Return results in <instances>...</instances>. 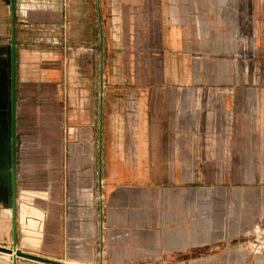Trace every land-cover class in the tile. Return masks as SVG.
Returning <instances> with one entry per match:
<instances>
[{"label":"rangeland","instance_id":"obj_1","mask_svg":"<svg viewBox=\"0 0 264 264\" xmlns=\"http://www.w3.org/2000/svg\"><path fill=\"white\" fill-rule=\"evenodd\" d=\"M65 1L19 0L16 24L19 51L17 246L64 263L106 264L99 263L102 255L99 241L91 244L89 236L77 243L65 239L63 210L70 188L66 161L78 157L75 151L67 148L69 140L79 142L86 138L81 136L79 129L92 115L93 142L97 149L102 111V132L112 127L122 129L116 135L109 132V138L114 143L128 140L131 144L125 149L136 150L134 141L138 137L131 133L140 127L137 120L139 98L145 96L147 110L151 108L162 113L161 106L164 112L172 113L173 120H147L142 127L177 128L183 157L187 156L188 150L202 157L208 156V150L218 149L222 144V61H229L231 57L222 55L219 47L165 45L155 37L156 26L149 22L153 15L147 0H99L98 19L96 0H67L71 8L66 18ZM144 19L148 24L141 26L146 33L139 34V21ZM10 24L9 7L5 0H0L2 42L9 41ZM37 49L44 53L37 55V62H34L33 52ZM102 56L103 92L100 89ZM37 66L34 80L30 73ZM225 78L264 79V71H228ZM165 95L164 103L155 98ZM226 121L227 129L230 127L233 132L235 121ZM125 130L129 135H124ZM104 138L102 135V143ZM22 139L27 140L29 153L21 152ZM101 154L103 156V151ZM24 158L34 163L27 172L21 167ZM79 158L84 156L80 153ZM92 159L100 161V153L98 157L95 150ZM98 171L95 167L92 177L96 181L94 191H98L96 196L100 199ZM222 175H257L260 184L264 185V168H179L180 182L186 184L190 181L206 183ZM23 204L27 207L24 218L21 214ZM32 209L37 214L29 213ZM29 217L36 220L38 239L28 237L32 229L26 226ZM12 232L11 213L6 205L0 204V245L12 246ZM99 238L101 240V236ZM236 238L247 257L264 258V209ZM217 245L221 247L213 251L211 257L205 254L204 257L210 259L206 264H222V240L212 247ZM0 255L11 257L5 252ZM20 260L21 264H47L25 257ZM169 263L148 257L123 264Z\"/></svg>","mask_w":264,"mask_h":264},{"label":"crops","instance_id":"obj_2","mask_svg":"<svg viewBox=\"0 0 264 264\" xmlns=\"http://www.w3.org/2000/svg\"><path fill=\"white\" fill-rule=\"evenodd\" d=\"M95 2L98 19L99 0ZM147 2L153 15L149 22L156 26L155 37L165 45L219 47L222 55L231 57L222 61V144L208 150L206 157L191 150L183 157L177 128L142 127L144 121L173 120V115L161 106L162 113L147 110L146 97L141 96L140 127L131 133L138 137L136 150L125 149L131 144L128 140L114 143L109 138L123 131L116 127L104 132L100 128L95 149L90 115L79 129L86 138L67 144L78 157L66 161L70 188L63 210L65 239L77 243L89 236L91 244L99 241V263L106 264L148 257L169 264H206L210 263L206 257L221 247L212 244L221 240L222 264H264L261 256L247 257L236 238L264 209V185L258 176L222 175L206 183L187 184L179 179L180 167L264 168V79L225 78L228 71H264V0ZM69 8L66 0L65 18ZM143 24H148L147 19L139 21V34L145 32ZM33 53L37 62L36 56L44 52L37 49ZM34 68L30 74L35 80L38 66ZM159 97L155 98L164 103L167 96ZM226 120L235 121L233 132L227 129ZM128 132L125 130L124 135ZM100 134L105 137L102 145ZM231 135L234 137L228 138ZM95 150L100 161L92 159ZM80 153L84 158H79ZM95 167L99 169L100 199L94 191ZM150 168L154 170L148 171ZM39 237L40 233L33 238ZM20 258L17 264H21ZM0 264H12V256L0 255Z\"/></svg>","mask_w":264,"mask_h":264},{"label":"water","instance_id":"obj_3","mask_svg":"<svg viewBox=\"0 0 264 264\" xmlns=\"http://www.w3.org/2000/svg\"><path fill=\"white\" fill-rule=\"evenodd\" d=\"M11 14H12V35H11V46H10V103L9 118L4 117V129H3V148L0 150L1 158L5 161L0 164V204L6 205L12 216V246L0 245V252L8 253L12 256V264H17L18 258H29L32 260L41 261L47 264H72L64 263L62 261L45 257L39 254L24 251L17 246V223L15 218L18 213V159H17V51H16V0H9ZM101 37L103 39V31L101 30ZM4 53L5 48L1 47ZM103 50V42H102ZM0 51V53H2ZM104 88V69H103V56L101 58L100 67V89L103 92ZM103 95L101 94V99ZM3 114L6 113L5 106L2 107ZM100 128L102 131V111L100 115ZM100 145H102V135L100 134ZM102 152V147H100ZM100 181L102 180L100 174Z\"/></svg>","mask_w":264,"mask_h":264},{"label":"flooded vegetation","instance_id":"obj_4","mask_svg":"<svg viewBox=\"0 0 264 264\" xmlns=\"http://www.w3.org/2000/svg\"><path fill=\"white\" fill-rule=\"evenodd\" d=\"M5 2L7 3L9 10H10V16H11V34L9 37V41L8 42H2V40L0 39V51L2 52L1 47L5 48L4 53H0V150L3 148V129H4V117L6 119L9 118V108L8 105L10 103V94H11V87H10V52H8V50L10 51V46H11V35H12V14H11V8H10V2L9 0H5ZM19 10V0H16V24H17V13ZM16 35H17V31H16ZM16 51H17V100H18V56H19V51H18V44L16 41ZM3 105L5 106L6 109V113L3 114L2 111V107ZM27 141V140H26ZM16 143H17V159H18V130H17V139H16ZM29 149L28 146L25 147V149L23 150V154L29 153ZM6 160H3L1 158V154H0V164H2L3 162ZM19 161V160H18ZM22 166H24L25 164L28 166H32L34 165V163L28 162L27 158H24V160L21 162ZM18 167V166H17ZM0 170L3 171L2 168H0ZM18 183V181H17Z\"/></svg>","mask_w":264,"mask_h":264},{"label":"bare ground","instance_id":"obj_5","mask_svg":"<svg viewBox=\"0 0 264 264\" xmlns=\"http://www.w3.org/2000/svg\"><path fill=\"white\" fill-rule=\"evenodd\" d=\"M26 142H27L26 139H22L21 152H23V150L25 149V147H27ZM32 166H30V165L27 166L26 164L24 166H22V164H21V167H22V169H23L24 172H27V171L31 170L32 169ZM7 211H8V213H11V211H10V209L8 207H7ZM26 211H27V207H26L25 204H23L22 207H21V214H22V217L23 218L25 216V212ZM29 213H31L32 215L33 214H37L36 211L33 210V209L31 211H29ZM26 224H27L26 226H28L29 228H32L31 230H29V236H28L29 238L34 239L33 238L34 236L39 235V233H37V231L35 229V226H36V220H35V218L29 217L28 218V222L26 220Z\"/></svg>","mask_w":264,"mask_h":264}]
</instances>
